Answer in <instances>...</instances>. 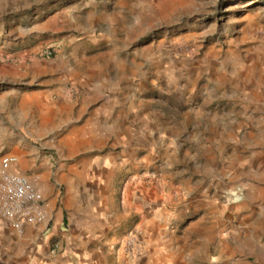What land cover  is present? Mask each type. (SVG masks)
I'll return each instance as SVG.
<instances>
[{"label":"rangeland","instance_id":"rangeland-1","mask_svg":"<svg viewBox=\"0 0 264 264\" xmlns=\"http://www.w3.org/2000/svg\"><path fill=\"white\" fill-rule=\"evenodd\" d=\"M49 46L54 56L36 55ZM40 64L105 77L107 94L120 85L110 95L132 109V142L107 128L103 141L73 151L69 137L46 145L44 132H10L0 134V165L24 137L36 151L22 173L43 193L55 185L61 200L60 167L99 146L123 264L141 251L145 208L149 264H264V0H0V92L33 88L29 70ZM10 225L0 210V264L2 238L18 234ZM68 245L59 232L48 250Z\"/></svg>","mask_w":264,"mask_h":264},{"label":"crops","instance_id":"crops-1","mask_svg":"<svg viewBox=\"0 0 264 264\" xmlns=\"http://www.w3.org/2000/svg\"><path fill=\"white\" fill-rule=\"evenodd\" d=\"M29 72L27 80L33 83V88L17 94L0 92V134L29 130L37 134L44 132L46 145L54 144L55 140L66 145L65 140L69 137L74 151L81 143L103 141L106 129L112 128L120 139L132 142V109L123 108L118 97L110 95L120 91V85L107 94L105 77H91L89 72H78L66 64H40L30 68ZM76 84L80 90L72 98L70 92L74 91ZM11 95L15 98L9 101ZM23 140L24 137H15L6 154L16 153L18 162L12 170L21 174L26 171L23 163L31 164L36 151L34 146ZM98 149L99 152L60 167L58 177L68 183L61 200L55 185L43 183L45 218L36 223H26L22 230L10 225L18 234L13 233L11 241L10 238H2L7 247L2 258L4 264H19V258L30 260L35 252L40 257L35 264H109L110 258L113 264H123L120 250L113 245V216L104 210L106 187L100 183V174L105 171L107 163L106 154L102 150L100 152L99 146ZM40 170L47 175L49 173L45 165ZM87 174L89 179L86 181ZM130 197L131 189L120 193V201L125 205L132 202ZM134 205L137 209H142L141 206L144 209L141 203L135 201ZM146 209V215L139 222L143 244L132 264H149V212ZM65 222L68 228L64 227ZM59 232L69 236V245L63 252L51 253L48 250L50 239Z\"/></svg>","mask_w":264,"mask_h":264},{"label":"built area","instance_id":"built-area-1","mask_svg":"<svg viewBox=\"0 0 264 264\" xmlns=\"http://www.w3.org/2000/svg\"><path fill=\"white\" fill-rule=\"evenodd\" d=\"M188 49L185 48V51ZM28 57L30 54L23 51ZM36 55L50 58L54 56L51 46L42 47ZM15 62L21 56H13ZM18 162L16 155H4L0 165V210L3 217L17 230L26 223H36L45 218V195L26 175L14 172L12 167Z\"/></svg>","mask_w":264,"mask_h":264}]
</instances>
